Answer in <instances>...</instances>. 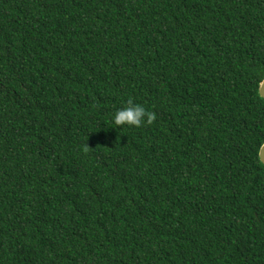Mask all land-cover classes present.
<instances>
[{"label":"trees","instance_id":"obj_1","mask_svg":"<svg viewBox=\"0 0 264 264\" xmlns=\"http://www.w3.org/2000/svg\"><path fill=\"white\" fill-rule=\"evenodd\" d=\"M263 78L264 0H0V264H264Z\"/></svg>","mask_w":264,"mask_h":264},{"label":"clouds","instance_id":"obj_2","mask_svg":"<svg viewBox=\"0 0 264 264\" xmlns=\"http://www.w3.org/2000/svg\"><path fill=\"white\" fill-rule=\"evenodd\" d=\"M259 90L264 91V83H259ZM155 119L154 113L149 112L144 106L134 103L132 100L127 105L118 109L111 117L112 123L116 127L139 128L145 124H150ZM259 154L264 156V146L260 147Z\"/></svg>","mask_w":264,"mask_h":264},{"label":"water","instance_id":"obj_3","mask_svg":"<svg viewBox=\"0 0 264 264\" xmlns=\"http://www.w3.org/2000/svg\"><path fill=\"white\" fill-rule=\"evenodd\" d=\"M261 83H264V78H263V80H262V82ZM258 93H259V96H260V98H262V99H264V91H258ZM262 146H264V144L262 145ZM261 146V147H262ZM259 158H260V162L262 163V165L264 166V156H261L260 154H259Z\"/></svg>","mask_w":264,"mask_h":264}]
</instances>
